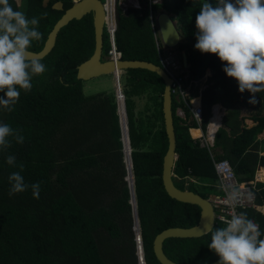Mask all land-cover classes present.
<instances>
[{"label": "trees", "instance_id": "1", "mask_svg": "<svg viewBox=\"0 0 264 264\" xmlns=\"http://www.w3.org/2000/svg\"><path fill=\"white\" fill-rule=\"evenodd\" d=\"M9 2L20 10L17 0ZM42 2L25 0L23 12L29 18L47 13L39 20L42 39L34 41L30 51L43 47L54 23L73 5V0H62L64 9L57 10L52 8L57 0H49L46 6ZM205 2L217 4V0H162L152 4L140 0V8H130L126 13L119 10L115 45L122 59L160 65L155 15L166 10L181 31L177 49L187 52L192 76L202 78L207 70L210 72L201 92L203 131L211 116V104L225 106L214 135L213 156L192 137L190 128L198 125L188 122L190 113L186 119L177 116L179 103L175 98L172 106L178 153L173 168L175 184L185 189L186 182L181 179L193 175L197 182L190 183V189L209 198L211 192L220 193L213 159H227L239 181L253 179L257 167H264V138L258 137L264 131V92L256 93L257 103L250 104L252 94L239 91L238 82L227 77L218 56L195 49V17ZM157 39L162 43L159 36ZM109 47L106 33V55ZM94 49L93 14L73 19L60 30L51 51L37 59L48 71L33 77L31 91L18 89L20 97L13 111L0 106V122L19 129L25 138L23 144L12 140L11 147L0 149V264H136L115 91L86 95L83 80L77 78L78 65ZM123 73L124 82L120 83L144 260L145 264H158L151 251L154 236L169 228L197 226L201 208L172 198L163 184L168 149L164 80L142 68H128ZM132 96L144 100L138 113ZM0 97H4L3 92ZM246 120L253 124L248 126ZM9 155L16 157L15 166L7 164ZM20 164L24 165L21 174L27 184L40 183L39 198H34L30 187L9 195V176L20 171ZM256 185V202L264 205V182ZM244 213L257 221L263 239L264 214L253 209ZM210 241L211 232L200 238H172L163 242V252L177 264H211L219 257L208 248Z\"/></svg>", "mask_w": 264, "mask_h": 264}, {"label": "clouds", "instance_id": "2", "mask_svg": "<svg viewBox=\"0 0 264 264\" xmlns=\"http://www.w3.org/2000/svg\"><path fill=\"white\" fill-rule=\"evenodd\" d=\"M46 16L44 13L42 17L29 18L23 11L14 9L9 0H0V92L4 93L0 106L9 112L19 100L18 89L31 91L33 77L48 71L29 52L32 43L42 39L39 20ZM195 23V49L202 54L217 55L225 65L223 71L227 77L238 82L241 93L250 92L248 102L256 104L255 94L264 92V0H217L216 6L205 2ZM157 33L159 36L158 29ZM12 140L23 144L25 138L19 129L0 122V149L11 147ZM6 162L15 166L16 157L9 155ZM19 168L20 171L9 176V195L25 192L30 187L34 198H39L40 183L27 184L21 174L24 165L20 164ZM182 179L189 186L195 183ZM240 195L234 189L228 193V200L236 203ZM223 223V227L209 229L211 241L207 245L219 257V264H264V239L260 238L259 225L244 212L233 214Z\"/></svg>", "mask_w": 264, "mask_h": 264}, {"label": "water", "instance_id": "3", "mask_svg": "<svg viewBox=\"0 0 264 264\" xmlns=\"http://www.w3.org/2000/svg\"><path fill=\"white\" fill-rule=\"evenodd\" d=\"M49 0H43L42 5L46 6ZM52 8L63 10L62 0H57L52 4ZM114 10L117 21L119 20V12L114 0ZM87 14H93V23L95 28V49L93 54L78 65L77 78L81 80H89L105 74H113L115 82V95L117 100V114L121 127V140L123 144L124 162L126 166L125 181L128 185L129 199L128 203L131 207L132 219V233L135 243L136 264H145L144 254L141 243V235L136 211V195L134 188V174L131 160V147L128 135V122L125 107V96L122 92L119 83V76L124 70L128 68H142L155 72L160 78L164 80L165 90L163 93V114L165 130L168 137V149L164 156L162 179L165 190L172 197L182 202L196 204L201 208V218L199 224L192 228H169L159 234H156L152 239L151 251L158 264H177L170 259L163 252V242L172 238L189 239L200 238L210 233L209 229L215 227L214 208L208 198L192 191L189 184L185 185V189L176 186L173 172L175 161L178 158L176 152V132L173 117V99L171 95L172 80L164 68L146 60H128L118 59L112 60L104 54V18L105 10L103 0H75L73 5L65 10L64 14L59 20L54 23L53 27L47 34L43 47L39 51H30L31 57L34 59H41L47 55L54 44L57 42L60 30L69 24L73 19H82ZM155 21L159 32L160 39L167 47H177L182 39L181 31L178 28L177 21L174 16L166 10L160 11L155 15ZM183 62L188 65L187 52H183ZM185 182V179H181ZM211 264H219V259Z\"/></svg>", "mask_w": 264, "mask_h": 264}, {"label": "built area", "instance_id": "4", "mask_svg": "<svg viewBox=\"0 0 264 264\" xmlns=\"http://www.w3.org/2000/svg\"><path fill=\"white\" fill-rule=\"evenodd\" d=\"M157 2H162V0H148L149 4ZM103 6L105 10L104 28L110 44L108 56L112 60H118L122 58V54L121 51L117 50L115 45V31L117 23L114 10V0H103ZM116 6L118 12L120 10L123 13H126L130 8H140L139 0H116ZM151 17L152 14H150V18ZM153 27L155 26L153 25ZM153 30H155V28ZM154 36L160 66L164 68L172 80V99L175 98V100L179 103L176 111L177 116L186 119L187 112H189V119L187 118L188 122L194 121L200 128L203 117L201 92L206 87L205 79L210 72L207 70L202 78L193 77L190 70V64L185 65L183 62V51H180L177 48L167 47L166 45L159 43L157 35ZM215 111L219 112L220 121L215 131L211 134L209 132V124L215 115ZM224 113L225 107L221 103H212L211 116L209 117L206 125L205 133H202L199 136H194L195 139L199 140L201 146H205L209 150L211 156L214 154L212 151L214 135L218 127L221 125ZM213 166L216 174L215 185L220 189V193L214 194L208 198L214 208L215 226H224L223 220L231 218L233 214L244 212L246 209H253L264 214V205L256 202V191L258 190L256 184L258 182H264V180L260 177V171L264 170L263 166L257 167L253 175V179L245 181L238 180L231 164L225 158L213 159ZM185 178L188 183L197 182V179L192 175H188ZM234 189L239 191L241 194L239 201L236 203L228 200V193ZM249 194H251V197ZM251 220L257 223L254 219Z\"/></svg>", "mask_w": 264, "mask_h": 264}, {"label": "rangeland", "instance_id": "5", "mask_svg": "<svg viewBox=\"0 0 264 264\" xmlns=\"http://www.w3.org/2000/svg\"><path fill=\"white\" fill-rule=\"evenodd\" d=\"M17 2H18L20 11H24L25 0H17ZM104 34L106 36V30H104ZM105 52L106 51H104V54H106ZM120 81L123 84L124 82L123 72L120 74ZM83 89L86 95L97 94V93L104 92V91L108 93L114 92L113 74H105V75H101L99 77H95L89 80H83ZM132 99L135 103V111L138 113L139 111L142 110L144 100L141 97H136V96H132ZM213 194L214 192H211L210 196H213Z\"/></svg>", "mask_w": 264, "mask_h": 264}, {"label": "bare ground", "instance_id": "6", "mask_svg": "<svg viewBox=\"0 0 264 264\" xmlns=\"http://www.w3.org/2000/svg\"><path fill=\"white\" fill-rule=\"evenodd\" d=\"M219 115H220L219 112L215 111V115L213 116V118H212V120H211V122L209 124V132L211 134L215 131V129L217 128V126L219 124V121H220L219 120ZM192 133H193L194 136H199L201 134V130L193 129ZM260 177L263 180L264 177L263 176H260Z\"/></svg>", "mask_w": 264, "mask_h": 264}, {"label": "crops", "instance_id": "7", "mask_svg": "<svg viewBox=\"0 0 264 264\" xmlns=\"http://www.w3.org/2000/svg\"><path fill=\"white\" fill-rule=\"evenodd\" d=\"M73 2H74V0H73ZM139 4H140V0H139ZM129 10V9H128ZM119 21V20H118ZM118 21H117V18H116V23H118ZM121 85V84H120ZM114 91H115V82H114ZM214 103H216V102H214ZM218 103H220V102H218ZM191 122V121H190ZM246 123H247V125L248 126H251L252 124H253V122L251 121V120H246ZM199 126V125H198ZM193 129H199V130H201V134L203 133V130H202V128L200 127V128H191L190 129V132H191V130H193ZM192 134V133H191ZM200 134V135H201ZM193 136V135H192ZM259 138H264V131L261 133V134H259V136H258ZM193 138H194V136H193ZM264 153V152H263ZM260 176H263L264 177V170H262V171H260ZM196 183V182H195ZM218 194V193H217Z\"/></svg>", "mask_w": 264, "mask_h": 264}]
</instances>
